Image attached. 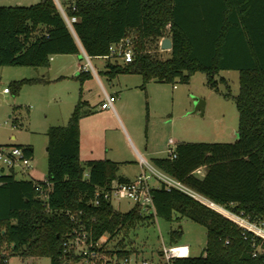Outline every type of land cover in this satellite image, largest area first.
Masks as SVG:
<instances>
[{"label":"trees","instance_id":"obj_1","mask_svg":"<svg viewBox=\"0 0 264 264\" xmlns=\"http://www.w3.org/2000/svg\"><path fill=\"white\" fill-rule=\"evenodd\" d=\"M62 7L56 0L30 5H0V66L48 67L56 54L90 57L110 54V46L130 38V62L109 59L103 71L110 79L141 74L151 80L188 82L204 72L216 91L222 70H238L240 90L233 97L239 111L238 138L233 142H190L176 145V157L153 158L158 168L180 179L207 199L264 228V0H74ZM66 16L77 20L68 24ZM169 25V31L166 27ZM170 37V56L160 41ZM92 75L82 70L83 82ZM22 78L11 89L19 93ZM222 81L227 82L222 77ZM93 111L84 100L76 104L66 125H52L48 135L46 179L18 178L15 170L0 173V255H45L63 264V238L82 219L94 240L120 255H130L122 239L110 241L126 227L150 217L168 221L183 217L207 227V244L199 256H178L172 264H264V237L247 230L220 211L178 189L152 188L155 212L144 214L135 205L127 212L110 201L93 203L96 188L111 181H129L118 172L121 162L109 158L81 159V119ZM17 118L12 120L17 126ZM6 145V144H1ZM33 157L31 145H21ZM204 167L203 176L196 171ZM7 170V171H6ZM86 173L88 174L86 176ZM51 183L49 207L38 183ZM182 227L172 229L170 245H178ZM162 252V251H161Z\"/></svg>","mask_w":264,"mask_h":264},{"label":"rangeland","instance_id":"obj_2","mask_svg":"<svg viewBox=\"0 0 264 264\" xmlns=\"http://www.w3.org/2000/svg\"><path fill=\"white\" fill-rule=\"evenodd\" d=\"M37 1L39 0H0V5H30ZM59 1L64 7L71 5L64 3V0ZM166 30L169 31V25ZM160 50L163 57L170 56L169 49L160 47ZM108 61V58L91 57V62L98 69L100 80L94 76L93 80L87 79L84 85L78 78L79 70L76 71L77 63L88 62L83 52L57 54L51 60L52 68L0 66V143L31 145L34 148L33 167L27 169L26 173H18V178L46 179L48 128L52 125H66L80 98H87L91 92L94 100L95 96L103 91L100 82L108 92L115 90L110 83L116 85L119 80L122 84L128 82L133 86L126 91H129L131 97L132 129L127 116L120 110L118 96L115 95V109L123 118L124 125L120 124V121L118 124L106 114H100L89 120L84 127L87 131L93 125V128L96 127L99 131L95 140L97 156H103L106 152L104 156L107 158L110 155L116 157L121 160V169L124 168L131 176L143 169L142 157L154 164L153 156H167L168 151L175 149L178 142H233L238 138L239 111L236 102L233 97L223 94L230 92L235 96L239 93L238 70H222L217 75L221 92L208 84L206 74L201 71L194 73L188 82L167 83L151 80L144 87L141 74H120L118 78L110 79L103 72ZM42 72H46V75ZM222 77L226 78L230 87L227 82L221 80ZM22 78L44 81L25 83L19 93H15L11 89L12 84ZM6 86L11 89L8 93L3 92ZM118 93L124 95L123 90ZM196 99L205 102L204 112L195 111ZM11 113L12 117L9 116ZM12 118H17V126H13ZM12 134L16 137L12 138ZM170 138L174 143H169ZM143 144H148L149 150L153 149L157 154L145 152ZM137 148L142 151V156ZM88 158L89 156H82V162L85 163ZM144 168L146 169L145 166ZM198 174L203 175L202 172ZM112 203L115 209L121 212H127L135 206V202L130 198H115ZM179 227L183 229L179 244L188 245L192 256L201 255L207 244V227L188 217L173 221L161 217L147 218L133 227L123 228L109 245H114L122 239L123 246L133 254L159 259L164 246L170 245V231ZM11 264L52 262L48 256L33 255L14 256Z\"/></svg>","mask_w":264,"mask_h":264},{"label":"built area","instance_id":"obj_3","mask_svg":"<svg viewBox=\"0 0 264 264\" xmlns=\"http://www.w3.org/2000/svg\"><path fill=\"white\" fill-rule=\"evenodd\" d=\"M62 11L65 14V10L59 0H56ZM68 24L72 27V23L77 20L76 16H66ZM162 40L160 41V45ZM88 59V62L82 66V70L92 71L97 73L95 67L91 62V57L84 52ZM105 58L116 61L118 59L130 62L134 58V48L130 38L122 39L110 46V54L104 56ZM10 87L6 86L3 88L4 93L10 92ZM116 97L109 93H105V99L101 103V108H112L115 109ZM169 143H174L173 139H170ZM168 155L176 157V150L170 149ZM0 173L2 169L15 170L18 173H26L27 169L33 167V157L27 156L23 147L14 144H6L0 146ZM142 164L146 167L144 170L134 179L129 181H119L117 179L111 181L106 186H98L95 191L93 203L96 205L101 204L102 201L113 202L115 198H130L135 202V205L141 207V209L148 214L155 212V204L153 200L152 188L164 185L167 190L178 189L183 191L196 199L208 204L207 201H211L192 189L186 183L176 178L175 176L167 173L166 171L158 168L154 164L149 163L142 158ZM143 166V167H144ZM88 174L86 173V176ZM46 187L43 184L38 183V187L41 189L40 197L44 200V204L49 207V193L51 190V183L46 180ZM213 202V201H211ZM215 203V202H213ZM217 204V203H216ZM219 205V204H217ZM221 206L223 209L232 213L236 218L246 220L248 223L256 226L258 229L263 230L264 228L250 222L248 219L236 214L227 208ZM213 207V206H211ZM215 208V207H213ZM220 211L219 209L215 208ZM223 213L222 211H220ZM226 215L225 213H223ZM227 217L234 220L240 226L247 230H251L256 234L263 236L256 230L247 227L242 224L238 219L226 215ZM75 221L73 228L64 235L63 238V253L62 263L63 264H172L175 257L178 256H189L191 254L190 248L186 244L169 245L164 246L162 252L159 255V259L142 257L138 254L120 255L117 250L110 249L104 244L108 241L106 235L101 236L99 239L94 240L91 237V232L85 226L82 219L76 218L72 215ZM15 255L12 249H4L0 255V264H11V259Z\"/></svg>","mask_w":264,"mask_h":264},{"label":"crops","instance_id":"obj_4","mask_svg":"<svg viewBox=\"0 0 264 264\" xmlns=\"http://www.w3.org/2000/svg\"><path fill=\"white\" fill-rule=\"evenodd\" d=\"M73 1L74 0H64V3H67V2L68 3H73ZM56 55H53L51 57V60H53ZM96 58H101V57H96ZM82 66H84V64H82L81 62L77 63L76 71L79 70V75H80V72L82 71ZM93 66L95 67V69L97 71L98 70L97 67L95 65H93ZM104 66L107 68V64H105ZM48 67L52 68L51 67V63H50V66H48ZM102 71H103V69H102ZM42 73H44V75H46V72H42ZM91 73H92V75L90 77H88L85 80H83V82L81 81V83L83 85L85 84V82H87V79H90V80L92 79L93 80L94 76H96L98 78V80H100L97 73H94L92 71H91ZM79 75H78V78H79ZM118 76L116 78H118ZM79 80H81V79L79 78ZM100 84H101V87H102L103 91H101V92L99 91L100 93L97 96H95L96 98L94 100L92 99V95H90L91 92L88 93V97L87 98H84V99L80 98L81 100H84L87 103L88 107L93 109V111L90 114L84 116L81 119V121H80V129H81V159H82V156H85V155H86V157L89 156L88 159L105 158V157L107 158V156H104V155H106V152H105V154H103V156L102 155L97 156V154H96L97 147H96L95 140L97 138V133L99 132L97 130V128L96 127H95L96 129L93 128V125L87 131L84 128L85 124H87V122H89V120H91L94 116L100 115V114H106L107 116H110V117L114 118L117 122L120 121V124L124 125L123 118L120 116L119 112L116 111V109H112V108L103 109V108H101V103L105 99V93H109L111 95L118 96V100H119L118 106H119L120 110H122L123 113L127 116V121L129 123V125L131 126V129L133 128V124H132V121H131V118H130V110H132L131 97H129V94H130L129 91L126 93L127 90L133 88L132 84H128V82H125V84H122L120 80L116 83V85L113 82H111L110 84H111L112 89L113 88L115 89L114 91H111V92H108L106 90V88L102 85V82H100ZM121 90H123L124 95L121 94V93H118L119 91L121 92ZM12 115L13 114L11 113L9 116L12 117ZM13 119L14 118H12V120ZM118 124H119V122H118ZM11 137L15 138L16 136H15V134H12ZM170 139H172V138H170ZM170 139H169V141H170ZM14 145H18V144H14ZM142 147L145 150V152L149 153V151H150L151 155L152 154L153 155L157 154V152H155V150H153V149L149 150L148 144H143ZM137 150H138V153L142 156L143 155L142 151H140L139 148H137ZM155 157H157V156H153V158H155ZM108 158L112 159L114 161L121 162V160H118L116 157L111 156V155ZM142 158H144V157H142ZM121 166L122 165H120V170H119L118 173L120 175L124 176L125 178L130 179V180L136 178L144 170V167H143V169H141L135 175L131 176L124 168L121 169ZM198 172H202V174L204 175V173H205L204 167L199 168L196 171V173L198 174ZM203 175H201V176H203ZM139 256H142V255H139Z\"/></svg>","mask_w":264,"mask_h":264},{"label":"water","instance_id":"obj_5","mask_svg":"<svg viewBox=\"0 0 264 264\" xmlns=\"http://www.w3.org/2000/svg\"><path fill=\"white\" fill-rule=\"evenodd\" d=\"M173 46V42L172 39L170 37H164L162 39V43H161V48L162 49H172ZM204 107H205V102L201 99H196V106H195V111L196 110H202V112H204Z\"/></svg>","mask_w":264,"mask_h":264},{"label":"bare ground","instance_id":"obj_6","mask_svg":"<svg viewBox=\"0 0 264 264\" xmlns=\"http://www.w3.org/2000/svg\"><path fill=\"white\" fill-rule=\"evenodd\" d=\"M207 202H208L211 206H213V207L219 209L220 211H222L223 213H225L226 215H230L231 217L236 218L235 215H233L232 213H230V212H228L227 210L223 209L221 206L217 205L216 203H213V202H211V201H207ZM236 219H238L242 224L246 225L247 227H249V228H251V229H254V230H256L258 233H261L262 235H264V231H263V230L258 229L256 226H254V225L248 223L246 220L241 219V218H238V217H237Z\"/></svg>","mask_w":264,"mask_h":264}]
</instances>
